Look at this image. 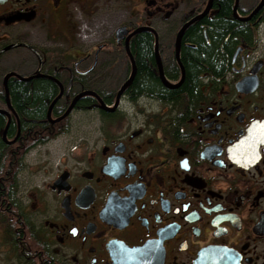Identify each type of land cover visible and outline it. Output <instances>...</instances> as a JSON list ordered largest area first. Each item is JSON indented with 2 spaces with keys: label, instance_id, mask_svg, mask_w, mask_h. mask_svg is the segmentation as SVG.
<instances>
[{
  "label": "flooded vegetation",
  "instance_id": "flooded-vegetation-1",
  "mask_svg": "<svg viewBox=\"0 0 264 264\" xmlns=\"http://www.w3.org/2000/svg\"><path fill=\"white\" fill-rule=\"evenodd\" d=\"M262 2L0 1L3 132L10 117L0 140V264H117L122 251L134 249L151 251L157 264H264ZM93 10L121 20L82 52L72 46L71 16ZM137 16L144 20L138 23ZM222 16L233 29L217 45L221 66L199 71L190 93L183 87V54L195 49L198 31L212 46L217 36L211 39L208 29ZM119 28L124 32L117 36ZM141 28L148 30L134 33ZM142 33L153 39V63L145 64L161 93L134 91L135 43ZM156 55L173 88L162 84ZM133 66L134 79L118 99ZM11 82L53 85L42 131L24 132L10 103ZM87 91L97 98L81 97L54 122ZM57 97L50 123L48 108ZM74 113L86 119L71 133ZM44 130L63 132L47 143L67 139L46 167L35 159L31 173L43 170L48 177L29 184L22 177L25 160L42 146L35 141Z\"/></svg>",
  "mask_w": 264,
  "mask_h": 264
},
{
  "label": "trees",
  "instance_id": "trees-1",
  "mask_svg": "<svg viewBox=\"0 0 264 264\" xmlns=\"http://www.w3.org/2000/svg\"><path fill=\"white\" fill-rule=\"evenodd\" d=\"M224 13L227 12L225 11ZM229 20V17L222 16V18L218 20L217 25L208 29L211 39L212 37L217 36L216 41L212 39V46H207L204 43L199 31L192 35V43L195 49H187L183 54L182 59V62L186 67L183 87L184 89L189 90L188 92L191 93L193 91L196 83V76L199 71L209 67L213 70H217L221 66L219 61L222 59L223 54L219 51L217 45L233 29ZM152 44L153 39L149 34L142 33L137 37L135 52L137 57L136 59L139 62V72L134 81V91L136 93L143 91L161 93L163 91L159 82L153 75L154 69L152 68L149 70L146 68L145 64L148 61H152L153 63ZM54 90L53 85L49 83H37L36 85H30L20 82H11L8 84L10 103L19 115V120L21 121V126L23 127L24 132L26 131V127H29L32 131L36 129L42 131L43 127L48 125L44 122V111L46 109V104H48L45 99L53 95ZM4 126L5 121L2 117H0V140ZM13 126H10L8 129V137H12L15 134V129L12 130L14 128ZM60 133L63 132H54L49 134L48 131L44 130V136L41 137L38 142L35 141V143L38 145H44ZM13 160L14 158L12 159V156H9L8 162Z\"/></svg>",
  "mask_w": 264,
  "mask_h": 264
},
{
  "label": "rangeland",
  "instance_id": "rangeland-1",
  "mask_svg": "<svg viewBox=\"0 0 264 264\" xmlns=\"http://www.w3.org/2000/svg\"><path fill=\"white\" fill-rule=\"evenodd\" d=\"M88 12L87 16H71L70 24L72 28L71 36H72V46L78 49H81L82 52H88L99 43L101 34H108L112 31L114 26L120 22V16H94ZM144 20V16H137V22L140 23ZM46 31L47 28H44ZM104 30V32L102 31ZM40 31H42L40 29ZM104 39H108V37H104ZM123 75V74H122ZM122 81V77H118ZM86 117L81 113H74L71 118V133H75V130L79 132V128L85 123ZM67 138L65 136L59 137L45 145L40 146L29 156L26 157L25 164L26 167L23 171V178L28 180L29 184L32 183L34 177L38 179L41 183L48 176L43 174V170H40L38 176L33 175L31 172L35 170L36 166H33V163L36 159L40 163V166H47L49 159H52L59 154L60 143L65 141ZM43 163V164H42ZM31 171H29V169ZM42 169V168H41ZM25 181V180H24Z\"/></svg>",
  "mask_w": 264,
  "mask_h": 264
},
{
  "label": "water",
  "instance_id": "water-1",
  "mask_svg": "<svg viewBox=\"0 0 264 264\" xmlns=\"http://www.w3.org/2000/svg\"><path fill=\"white\" fill-rule=\"evenodd\" d=\"M0 1H2V0H0ZM263 2H264V0H263ZM263 2L257 7V10L260 9V8L262 7ZM201 17H203V16L197 17L196 19H194V20H192V21H195V20H197V19H199V18H201ZM186 27H187V26L185 25L184 28L179 32V35H178V37H177V47H178V45H179V40H180V38H181V36H182V34H183V32H184V30H185ZM142 30H148V29H147V28L137 29L134 33L139 32V31H142ZM123 32H124V28H119V29L116 31V34H117V36H118L119 34H122ZM126 49H127V54H128V56H129L130 60L132 61V58H131V56H130V53H129V50H128V47H127V46H126ZM156 62H157V67H158V72H159V78H160L162 84H163L166 88H169V89H170V88H173V86H171V85H169V84L167 83V81L165 80V78H164V76H163V74H162V70H161V68H160L159 61H158V59H157V55H156ZM181 69H182V66H181ZM182 71H183V69H182ZM135 72H136V71H135V67L133 66V69H132V71H131V73H130L129 78L127 79V81L122 85V87H121L120 90H119V93H118V99H119L120 95H121V94L125 91V89L128 87V85L133 81L134 76H135ZM11 75H12V74H11ZM8 77H10V76H7L6 79H8ZM183 77H184V75H183ZM6 79H5V80H6ZM23 80L28 81V80H30V79H23ZM4 92H5V94L7 95V85H6V82H5V84H4ZM86 95H90V96H93V97L97 98L96 94L93 93V92H90V91L83 92V93L79 94V95L74 99V101L72 102L71 106L66 110V112H65L60 118L54 120V122H58V121L64 119V118H65V117L71 112V110L73 109L75 103H76L81 97H84V96H86ZM57 99H58V97H57V98L51 103V105H50L49 108H48L47 119H48V121H50V123H53V121L50 119V116H49V115H50V111H51L52 106L54 105V103H55V101H56ZM118 99H117V101L115 102L113 108L116 107V105H117V103H118ZM7 102H8V101H7ZM100 105L102 106V108H103L104 110H109V109L107 108V106H106L104 103H102V101H100ZM8 106H10L9 102H8ZM0 113H1V111H0ZM2 113H3V112H2ZM8 121L10 122V117H9V116H8ZM9 122H8L7 126L5 127V130H4L3 134H2V138H3V139H5L6 130H7V128H8ZM150 253H151V251H149V250H147V249L125 250V251H122V253H121V255H120V259H119V261L117 262V264H157V261L149 255Z\"/></svg>",
  "mask_w": 264,
  "mask_h": 264
}]
</instances>
